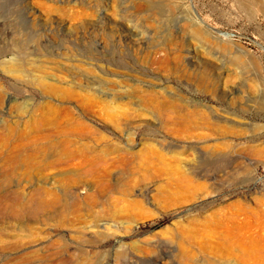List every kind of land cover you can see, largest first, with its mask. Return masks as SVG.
<instances>
[{
    "label": "rangeland",
    "instance_id": "1",
    "mask_svg": "<svg viewBox=\"0 0 264 264\" xmlns=\"http://www.w3.org/2000/svg\"><path fill=\"white\" fill-rule=\"evenodd\" d=\"M213 215L264 255V0H0V264L214 261Z\"/></svg>",
    "mask_w": 264,
    "mask_h": 264
},
{
    "label": "bare ground",
    "instance_id": "2",
    "mask_svg": "<svg viewBox=\"0 0 264 264\" xmlns=\"http://www.w3.org/2000/svg\"><path fill=\"white\" fill-rule=\"evenodd\" d=\"M18 159L19 155L14 153L13 155L9 154L5 161L8 163L12 161H17ZM23 207L24 203L23 205H21V203L20 205H15V212L17 211V215H21ZM41 208V205H38L35 208L32 207L31 213L35 214L36 211ZM195 224L198 226L195 229L197 230L196 233L218 232L221 234L229 235V237H218L217 240L219 246H222L227 249V254L222 257V259H216L212 261L209 257L213 258L215 255H209V252L205 249L203 244H199L200 241H198L194 236L189 238L190 245L187 247L183 246L180 250V254L183 255L185 258H190L191 260H195L196 258L201 262L200 264H203L205 262L207 264H218V262L248 264V258H254L257 263H262L261 259L264 258V255L257 249L259 247H255L253 245L252 247L248 248L247 246H249L251 242L243 236V230H251V227L253 226L252 218L240 217L235 215H213L209 217H204L202 219H197ZM259 240H264V238H261ZM195 263L197 264V262Z\"/></svg>",
    "mask_w": 264,
    "mask_h": 264
}]
</instances>
